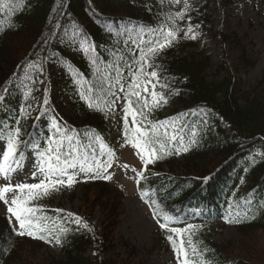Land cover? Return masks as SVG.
Instances as JSON below:
<instances>
[{
	"label": "trees",
	"instance_id": "16d2710c",
	"mask_svg": "<svg viewBox=\"0 0 264 264\" xmlns=\"http://www.w3.org/2000/svg\"><path fill=\"white\" fill-rule=\"evenodd\" d=\"M113 1L123 2V9L132 7L130 15L110 13L111 0H0V59L10 60L13 68L10 75L0 78V97L6 96L10 102L0 117V136L7 139L20 127L17 150H28L35 143L43 147L44 152L55 149L53 154H58L61 162L85 158L89 145L101 141L105 134L102 125L109 111L107 99L118 89L117 79L126 74L139 75L140 51L146 52L153 38L159 35L154 30L171 28L176 32L173 43L146 62L140 82L151 80L152 84L156 83L154 90L165 100L175 102L185 97L194 106L175 120V125H180L188 123L190 117V125L195 128L193 142L189 136L186 140L185 162L192 165L188 167L190 171L178 175L172 163H168L171 172L166 173L162 165L169 162L176 140L163 150L159 144H153L156 148V156L151 161L154 167L144 184L155 192L154 197L159 198L161 207L167 212L194 210L213 201L219 202L229 193L236 194L231 205L240 206L248 197L239 191L242 181H252L254 190H264L262 183L253 181L258 171L264 172V155L252 168L242 163L236 165L234 160L253 147L264 151V97L248 90L239 94L237 79L232 74L223 82H207L206 61L189 56L185 46L191 38L188 31L177 25L193 15V6L175 5L171 0H143V5L135 4L134 0ZM137 10L141 15L135 17ZM178 12L183 13V19L176 15ZM153 70L158 78L147 75ZM52 72L59 74L60 87L67 95H75V108L91 117V122L76 124L56 119L55 100L49 87ZM260 80L264 82V76ZM133 83L128 84L126 96L138 112L141 109L144 112L143 117L137 118L139 124L159 143H168L173 126L163 127L166 133L159 131L158 120L163 117L162 113H157L158 108L148 103L152 85L148 92H144L143 87L140 90L149 105L142 108L143 100L138 102L132 95ZM217 114L228 124L227 129H222ZM44 122L48 123L45 127ZM219 151L226 156L222 168L204 176L189 175L188 172L207 171V165L201 164L202 157ZM85 189L94 191L91 202L103 213L101 225L92 224L90 218L84 219L91 229L89 232L64 219L55 227L56 232L65 230L60 235L61 257L36 260L37 243L15 235L6 219L1 218L0 264H149L147 258L137 261L138 251L118 232L121 205L109 185L95 181ZM145 191L150 194L146 187ZM259 200L246 228L264 227V199ZM201 237L202 232H198L193 239L199 242ZM208 240L197 245L206 263H246L244 258L231 259L216 252ZM124 245L127 253L119 256L115 252ZM155 245L161 247L160 241H155ZM90 250L95 251L96 260L86 255Z\"/></svg>",
	"mask_w": 264,
	"mask_h": 264
},
{
	"label": "rangeland",
	"instance_id": "374dc122",
	"mask_svg": "<svg viewBox=\"0 0 264 264\" xmlns=\"http://www.w3.org/2000/svg\"><path fill=\"white\" fill-rule=\"evenodd\" d=\"M181 1L187 2V4L194 2V0ZM196 1L195 8L200 10L191 24L192 29L195 30L191 34L196 33L200 47H186L185 49L189 56L206 61L207 82L209 84L223 82L228 74H232L234 79H237L239 94L248 90L264 97V82L258 80L264 76V0H239L233 3L229 0ZM121 4L123 2L111 0L109 12L127 15L133 9L132 7L123 9ZM135 4L143 5V0H135ZM140 15L139 10L135 11V17ZM202 48L204 50L201 52ZM12 71L10 60L0 59V78L3 79L10 75ZM50 90L53 98L57 101L56 117L58 120L77 124H88L92 121L91 117L75 108L76 105L72 101L73 96L69 97L64 88L60 87L59 74H51ZM4 104L6 105V103ZM190 108L189 101L183 97L181 101L166 102L163 110L165 118L169 122L168 116L186 114ZM125 109L124 99L119 98L114 105L113 112L109 115L107 128L108 145L110 141L109 153L89 164H77L75 168L68 171L69 175L74 176V183L71 186L58 185L57 188L50 189L46 195L35 198L32 205L59 215L63 214L71 223H79L82 218H90L92 224L99 226L102 222L103 213L94 208L91 202V195L94 191L84 189L83 183L86 179H104L103 177L108 175L111 178L105 180L111 183L113 195L116 193L119 195L118 199L121 205L118 232L122 234L123 239L133 246L136 252L138 251L137 261L147 258L151 264H180L172 241L167 239L161 247L155 245V241L161 240L157 236L159 225L165 221L156 214L154 204L144 197L140 187L141 173L143 174L145 170V163L141 158L140 150L134 147L132 142L133 133L131 129L134 128V125H132L131 116L128 117L127 121L129 139L127 142L118 140L123 131L122 127L125 125ZM115 128L117 131L114 130ZM221 153L224 152L219 151L202 157L201 164L207 165L208 170L199 173L188 172L189 175L193 177L204 176L216 168H222L226 156ZM3 154L4 147L0 143V164L4 163ZM182 156L179 154L173 163V170L180 175H183L182 172L190 171L188 167L192 165L185 162ZM108 162H111V167L103 168L102 165ZM40 167H46V159L35 152H30L23 162L15 167L11 165L13 171L7 177L0 173V186L5 183L13 185L39 183L40 180L44 179V176L38 171ZM164 169L170 168L165 167ZM34 172H36L35 178L33 177ZM254 177L258 181L262 180L264 179V172L257 173ZM64 179L67 178L64 177ZM13 195V193H9L6 198L11 200ZM5 215L10 217L19 231L18 221L7 212V205L0 200V217ZM196 219L200 220L199 217ZM170 220L167 230L169 235H172L176 243L179 244L182 234L170 231L172 228H178L176 224H171ZM177 225L184 227L182 222ZM87 230L89 231V228ZM24 236L36 239L35 242L37 245L39 244L34 252L36 260L61 257V243L57 244L52 236H47L42 241L37 240L36 236ZM49 240L52 242L50 243ZM212 243L224 255L231 258H244L246 260L244 264H264L263 226L240 229L229 225L226 219H222L218 222L217 233L212 237ZM115 253L119 256L126 254L127 246H121ZM86 255L92 260H96L94 250L88 251ZM111 256L112 254H110ZM189 258L194 261L190 254Z\"/></svg>",
	"mask_w": 264,
	"mask_h": 264
},
{
	"label": "snow or ice",
	"instance_id": "6c2138e0",
	"mask_svg": "<svg viewBox=\"0 0 264 264\" xmlns=\"http://www.w3.org/2000/svg\"><path fill=\"white\" fill-rule=\"evenodd\" d=\"M172 3H180V0H171ZM185 7H188L187 2H185ZM181 19H183V13L178 12L176 14ZM169 19H172L169 17ZM155 32L159 33V36L156 40L153 41L152 45L147 48V51H140L139 55V67L138 72L139 75L134 73V83L132 87L135 89L133 91L132 95H135L138 98V102L143 100V107H149L147 100H145L141 96V88L143 87L144 92H148L149 85H152V105L159 106L161 102L166 103L167 101L164 99L162 94H158L154 89L155 86L152 84L151 80H146L141 84L140 82V75H144V68L146 62L156 55L159 50L164 49L173 38L176 36V32L173 31L171 28L167 29L165 31L164 28H160L157 30H154ZM188 32H192L191 26L188 28ZM193 39H195V35L192 36ZM151 67V65H148ZM152 78H158V73L153 70L150 73H148ZM2 99V97H0ZM91 106V105H90ZM131 116L133 119L134 124L136 125L134 128L131 129L133 133L132 142L134 144V147L140 150L141 158L144 160L145 168L149 162H151L155 156H156V148L153 147V144H159V148L161 150L164 149L165 145L163 143H159V140L156 139L153 136H150L149 133L144 130L137 120V117H143L144 112L141 109L139 112L136 109L132 108V101H128V107L125 109V115H124V121H125V129H126V135L128 134V117ZM21 132L20 127L15 128V130L8 136L7 138V151L3 154V161L4 163L0 164V173H2L5 177L8 176V174L13 171L11 168V165L8 164V161L10 158L14 156V154L17 151L18 143H19V134ZM176 137L173 136L171 139H175ZM184 151H187V148L184 149ZM55 153V149H46L45 153H42V157H46V167H40L38 171L40 174L44 176V179L40 180L39 183H18V184H11V183H5L4 185L0 186V200L3 201L5 205H7V212L11 214V216H14L16 221L19 223V231L18 235L24 236H36L38 232H46V236H39L40 239H46L47 236H52L53 239L57 244H59L60 241V235L64 233V229H60L56 234L54 235V230L52 228H49L48 225H44L41 227L39 223L35 222L34 212L35 209L32 207H29V201L37 198L40 195H46L50 189L57 188L58 185H67L71 186L74 183V176L68 174V170L75 168L76 165L74 163H71L68 160H64L61 162V158L58 154ZM55 160V164L51 163V161ZM103 168L111 167V162H108L107 164L102 165ZM83 170V169H81ZM36 172L33 173V177L35 178ZM64 177L67 179L65 180ZM141 177L143 178V174L141 173ZM104 179H110L111 177L108 175H105L103 177ZM13 193L11 200L7 199V194ZM71 215V214H70ZM164 223H161L159 226L162 229L168 228V221L169 217L164 214L163 215ZM231 222V221H230ZM87 227V225H85ZM194 226L189 225V229L193 228ZM173 233H183L184 229L179 228H172L170 229ZM169 241H172L173 248L176 253L177 259L180 260V264H196L195 261L190 260L189 258V251L184 247V240L181 236L180 243L177 244L174 240L172 235H169L167 237ZM51 243L52 241L49 240ZM189 245H192L191 240L188 241ZM191 251L193 255L197 253V249L195 246L191 247Z\"/></svg>",
	"mask_w": 264,
	"mask_h": 264
}]
</instances>
